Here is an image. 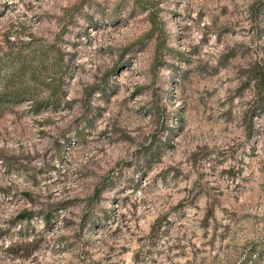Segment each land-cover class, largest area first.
I'll return each instance as SVG.
<instances>
[{
	"label": "rangeland",
	"instance_id": "1",
	"mask_svg": "<svg viewBox=\"0 0 264 264\" xmlns=\"http://www.w3.org/2000/svg\"><path fill=\"white\" fill-rule=\"evenodd\" d=\"M262 71L264 0H0V264H264Z\"/></svg>",
	"mask_w": 264,
	"mask_h": 264
},
{
	"label": "trees",
	"instance_id": "2",
	"mask_svg": "<svg viewBox=\"0 0 264 264\" xmlns=\"http://www.w3.org/2000/svg\"><path fill=\"white\" fill-rule=\"evenodd\" d=\"M158 28V25L155 23L154 24V27H153V32L155 29ZM254 79L256 81V86L259 90V93H260V96H261V100L264 99V72H258L255 76H254ZM2 103H5V100H2V97L0 98V104ZM49 104V102H40L38 103L37 105V109H41L44 105H47ZM34 218V214L31 213V212H28V211H24V212H21L19 215H18V221H20L21 223L24 222V221H28V222H31L32 219Z\"/></svg>",
	"mask_w": 264,
	"mask_h": 264
}]
</instances>
